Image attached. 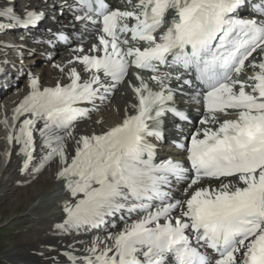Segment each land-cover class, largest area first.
I'll return each mask as SVG.
<instances>
[{
	"label": "snow or ice",
	"instance_id": "1",
	"mask_svg": "<svg viewBox=\"0 0 264 264\" xmlns=\"http://www.w3.org/2000/svg\"><path fill=\"white\" fill-rule=\"evenodd\" d=\"M75 3L81 9L76 19L99 25L98 48L91 47L98 55L72 57L88 79L78 83L77 73L70 69V83L43 90L30 79L31 91L15 111L32 119L20 123L15 142L22 145L27 166L32 159L31 125L41 122L38 134L49 150L45 160L56 157L65 165L58 178L64 179L71 197H81L65 208L69 227L99 228L106 218L120 213L139 216L129 224L120 215L125 227L108 234L111 245L98 251L94 243L81 264H264V62L248 65L254 70L248 77L254 81L248 85L251 93L244 83L233 80L253 53L264 50V0L251 5L259 19L234 15L245 0H140L139 13L109 10L105 0ZM88 12H94L96 20ZM169 12L174 14L171 26L157 36ZM35 19L29 13L17 23L31 24ZM128 20L135 24L129 27ZM128 33L133 42L147 47H129L121 38ZM126 58H131L133 68L153 73L150 79L159 90L153 91L137 76L139 86L129 85L137 101L136 114L101 134L80 136L66 161L63 139L71 135V122L84 115L78 105L91 104L101 91L108 92L122 80ZM165 67L189 73L191 80H181L185 86L195 88L197 82L202 86L193 96H199L206 114L198 121L205 127L193 130L184 148L190 178L177 162H153L149 138H159L160 117L173 112L186 119L167 107L171 95L165 94L169 78ZM229 110L236 118L219 122L217 114L228 116ZM209 125L217 126L213 130ZM231 177L236 183L223 182ZM170 178L186 180L185 189L202 179L220 180L221 186L198 188L186 201L170 202L166 190ZM181 207L185 210L174 218L172 213ZM199 246L216 253V259L210 261ZM68 260L76 264V257L69 255Z\"/></svg>",
	"mask_w": 264,
	"mask_h": 264
},
{
	"label": "bare ground",
	"instance_id": "2",
	"mask_svg": "<svg viewBox=\"0 0 264 264\" xmlns=\"http://www.w3.org/2000/svg\"><path fill=\"white\" fill-rule=\"evenodd\" d=\"M136 1L140 4V0ZM131 6L139 13L140 9L138 7L134 8L133 4ZM131 6L124 5L121 1L111 4L112 8L127 12L133 11L129 10ZM0 10V13H4L0 15L1 18H6L11 10H24L22 20H25L30 12H41L42 15L49 17L50 22L54 23L52 27V23L47 18L45 24L48 23L49 33H46L47 31L44 30L41 23L39 29H37L40 32L39 35L36 36L33 30L27 29L24 31L23 38H29L25 39L28 41L26 43H14L10 41L18 37L11 30L5 29L3 26L7 24H4L5 21L0 19V70L4 71V76L11 73L6 83H0V202H7L10 208V217H17L19 214L14 208L24 205V213L31 222L29 235H38L35 246L10 249L11 251L5 253L3 257L11 264H72L68 260V256L71 255L76 257V264H81L84 258L89 255V250L94 243L98 251L106 245H111L112 241L106 239L108 234L115 235L125 227V221L120 219V215H124L129 224L137 220L139 216L133 214L128 217L126 213H120L114 217L115 220H110L112 217L106 218V220H110V224L106 226L108 228L103 233L99 228L69 227L66 224L67 214L65 208L74 205L75 200L81 197L79 195L75 199L71 197L64 187V179L58 178V173L65 165H61L56 157L45 160L49 150L42 146V138L38 134V129L41 127L39 120L31 125L32 159L25 166L27 157L22 152V145L15 142V133L23 120L32 119V117L28 113L19 115L15 110L31 91L29 88L30 79L37 81L39 90L55 88L57 85L65 86L70 83L68 73L71 69L77 73L78 83L86 81L89 74L84 72L82 65L73 61L72 57L98 55V52L91 51V47L96 45L95 36L98 34V27L83 17L79 20L76 19L75 17L81 15V9L69 0H0ZM248 16L250 15H246V17ZM127 22L131 25L135 21L128 20ZM168 25L166 23L156 35H162ZM53 32L61 34L65 32L75 37V42L58 50L49 49L48 45H45L46 54H49L48 52L57 53L58 58L55 60H51L50 54H38L39 44L42 40L49 41L53 36ZM36 33L38 34V32ZM70 41H74V38ZM50 42L53 41L50 40ZM60 44L55 43L51 48ZM28 46L33 49H29ZM96 46L98 48V45ZM77 48L80 51H76ZM262 57H264V54L260 51L255 53L253 61L249 64H259L262 62ZM16 58L20 60L19 64L24 63L31 70L30 76L24 81L27 85L23 91L16 89L14 87L15 83L12 82L14 78L18 79L23 71L18 67V62L14 67L19 71L6 68V63L10 59L15 61L13 63H16L18 61ZM246 65L243 73L248 78L253 75L254 70ZM163 70L170 71L171 68H164ZM173 71L177 72L175 68H173ZM255 71L259 72V69L257 68ZM152 75V73L145 74V76L141 74V80L147 83L153 91H158L159 85L153 83L150 79ZM102 83L110 84L111 82L102 79ZM165 83L168 88L176 86L173 79L166 80ZM139 84L140 82L136 78L131 74H127L121 84H112L108 92H100V98L94 99L91 104L81 105L84 115L71 122V135L65 136L63 139L66 161H70L77 147L76 141L80 136L101 134L120 124L126 116L136 114L135 105L137 101L129 85L138 87ZM9 88L11 90L6 92ZM180 88L183 92L191 90L188 87ZM167 107L175 108L169 102ZM183 113L186 117L184 123H179L175 117H171L170 112H165L160 117L159 128L164 130V136L159 139L160 142H152L151 144L153 152L157 155L153 158L154 163L170 160L179 163L181 167H187L184 148L190 133L193 130L205 127L199 123L195 125V123L199 121L201 116L206 114L199 111V106L189 110L186 109ZM217 116L224 115L217 114ZM224 120L225 118L218 117L219 122ZM209 126L215 130L217 125ZM10 135L11 142L9 140ZM150 142L151 138H149ZM178 144L182 147H177ZM229 181L236 183V178H226L223 182L228 183ZM186 183L187 181L183 179H173L171 182L172 189L168 190L170 202L186 201L198 188L206 187L211 190L221 186L220 180L202 179L198 184L185 189ZM183 210L185 209L181 207L173 212L172 216L174 218L178 217ZM2 219L3 217H0V221ZM25 243L27 245L32 244L30 242Z\"/></svg>",
	"mask_w": 264,
	"mask_h": 264
},
{
	"label": "rangeland",
	"instance_id": "3",
	"mask_svg": "<svg viewBox=\"0 0 264 264\" xmlns=\"http://www.w3.org/2000/svg\"><path fill=\"white\" fill-rule=\"evenodd\" d=\"M135 6L137 7V4L135 3ZM1 11V10H0ZM24 13V10H18L16 12V15H18V17H21V15ZM49 18V17H47ZM48 25V24H46ZM48 28V27H45ZM48 30V29H46ZM62 38H64L66 41L62 42L61 40L58 41V43H61L60 45L51 48V44L49 42H44L42 44H40V49L38 50V53L41 54V52L43 53V50L46 48L45 45H49L47 46L50 49L53 50H58L61 49L63 47L68 46V44L75 42L74 41H70L71 39H73V37H71L70 34L68 33H62V35H60ZM22 37L18 36V38H16L15 40H11V42H25L24 39H21ZM57 41V40H56ZM45 55H51V60H55L58 58L57 53H52V52H48L49 54H46V52L44 51ZM18 61H16V63H13L12 65H17L18 62V67H20L21 69H23L21 76L17 79L14 78L12 82L15 83L14 87L16 89H19L21 91L24 90V88L26 87L27 84H25V80L30 76V71L27 68V65L24 63H20V60L17 58ZM15 62V61H12ZM22 66V67H21ZM31 69V68H30ZM36 70V69H35ZM15 71H19L18 69H15ZM34 71V69H33ZM8 79V78H7ZM7 79H5V82L7 81ZM11 90V88H9L6 92H9ZM17 91V90H15ZM1 94V93H0ZM86 121V120H85ZM87 123V121H86ZM0 217H3L2 221H0V264H11L9 261H7L6 259H4L3 255L13 249H16V247H28V246H35L36 245V238H38V235H29L30 231V224L31 222L29 221L28 217L25 215L24 213V209L25 206L21 205L19 207H15L14 210L17 211V213L19 214L17 217H10V208L7 205L6 201L0 202ZM7 209V210H6ZM9 216V217H8ZM16 218V219H15ZM25 242H30L32 243L31 245H27ZM11 249V250H10Z\"/></svg>",
	"mask_w": 264,
	"mask_h": 264
}]
</instances>
